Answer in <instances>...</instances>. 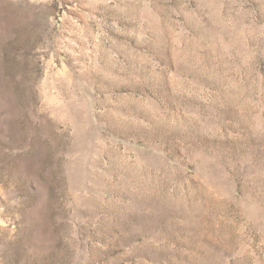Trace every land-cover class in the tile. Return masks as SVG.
<instances>
[{
	"label": "rangeland",
	"instance_id": "374dc122",
	"mask_svg": "<svg viewBox=\"0 0 264 264\" xmlns=\"http://www.w3.org/2000/svg\"><path fill=\"white\" fill-rule=\"evenodd\" d=\"M0 264H264V0H0Z\"/></svg>",
	"mask_w": 264,
	"mask_h": 264
}]
</instances>
